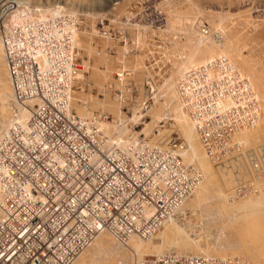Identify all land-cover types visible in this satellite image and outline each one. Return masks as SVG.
<instances>
[{
  "label": "built area",
  "instance_id": "2783aa9c",
  "mask_svg": "<svg viewBox=\"0 0 264 264\" xmlns=\"http://www.w3.org/2000/svg\"><path fill=\"white\" fill-rule=\"evenodd\" d=\"M14 8L11 0H0V38L10 84L19 102L35 100L42 107L24 126L9 127L0 146V264H72L101 232L121 241L132 234L148 237L190 195L201 172L167 148L147 145L154 152L147 154L106 145L94 119L68 110L78 70L68 57L74 53L70 32L63 31L62 23L38 20L27 35V17L13 23ZM186 73L178 88L204 92L201 99L182 96L200 143L216 164L232 160L239 166L245 149L231 137L245 118L254 121L256 101L252 94L243 97L247 92L238 89V78L207 76L203 66ZM228 93L234 99L231 106L213 109L214 101ZM141 105L150 108L147 101ZM155 124L153 132L162 134L164 120ZM176 144H181L178 138L169 135L166 145ZM243 184L246 191L253 189L242 182L234 190L238 196L246 193ZM148 259V264H250L239 256L173 251Z\"/></svg>",
  "mask_w": 264,
  "mask_h": 264
},
{
  "label": "bare ground",
  "instance_id": "6f19581e",
  "mask_svg": "<svg viewBox=\"0 0 264 264\" xmlns=\"http://www.w3.org/2000/svg\"><path fill=\"white\" fill-rule=\"evenodd\" d=\"M11 1L15 7L12 11V15L14 16L13 23L14 21H21L23 17H27V35L31 30L29 26H37L36 21L38 20H49L48 22L52 20L59 24L62 23L63 31L68 30L72 35L74 53L68 54V57H71L74 63L76 62L74 57L76 58L78 55L75 54L76 48L80 47L84 52L83 54L88 55V57L96 53H99L98 60L100 61L107 57L104 52H97L90 44L92 38L95 37L103 39V43H111L110 41L112 40L107 33H101L100 35L95 29L96 27L93 21L89 23L88 32L79 30L76 27L78 14L75 8L77 7V3H83L86 0ZM110 1L112 2L114 0ZM130 1L120 0L119 5L115 9L116 14L125 16L128 19L131 15L128 8ZM161 1L162 3L160 5L163 8L162 10H165L167 13L165 31L183 33L185 36L182 35L183 41L177 39L171 42L173 50L170 49L171 56L169 57L172 59V73L165 80L166 82L162 86L160 85L162 88L160 87V89H157L158 91H155L152 96L153 99L151 98L152 104L146 111L148 113L147 115L151 117L150 121L152 124H148V126L144 124L142 132H144V136L148 134L152 135L151 138L148 135L150 139L148 138L149 140L147 139V142L144 140L141 141L139 139L140 135L131 131L127 126L128 121L135 123L141 118V110H134V108L131 116L123 113L121 109L122 98L113 97L110 89L106 88L105 85L108 82L113 83V85L114 83L118 85V82L113 81V67L110 65L103 70L96 65L93 67L94 78L92 79H94V84L98 86L96 87L103 91V98L95 97L83 88L81 90H72L69 94L68 110L73 111L72 108H76L78 113L73 112L76 115L78 114L79 117L94 119L106 137L105 144L113 145L112 149L115 148L118 151L131 148L138 151L142 150L147 154H153L154 152L147 150L148 146H155L157 150L167 148V151L171 154H179L182 160L181 162L184 165L193 164L197 167L202 174L201 178L195 184L190 195L185 197L181 201V204H179V207L174 210V213L172 211L170 215L164 218L161 226L155 229L148 237H140L138 234H132L124 241H121L110 233H98L89 246L74 259L72 264H148L144 258L145 254L153 253L155 254L153 256H159L171 251L178 254H194L202 257H220L221 255L234 257L233 255H240L245 257L251 264H264V187H262L264 185L262 182H259L260 180H257L259 182V192L256 190L257 193L255 195H244L246 198L238 200V202H241L236 203L234 198L235 194L233 193L234 190L232 189L236 181H232V176L238 174L237 172L239 171L242 172V170L243 173L244 170L245 173H248L246 171L247 167L245 166L246 169L242 167L243 159L240 161L242 166H237L239 168L242 167V170L238 168L236 173L230 170L235 167L233 164L227 165V163H223L224 165H215V162L209 157V154H207L203 145L200 143L194 127L195 125L188 115L182 99L183 95H188L192 99H196L197 97L201 99V95L204 92H198L197 87L196 92H191L187 87L178 88V85H176L177 81L185 79L187 71L190 72L192 68L201 66H203L205 74L210 77L228 80L238 78L241 82L238 89L241 91L246 90L247 92L243 97L252 94L250 96L253 97L257 105L252 118L254 121L251 122L245 118L243 126L237 132H234L230 142H233V144L236 143L238 147L248 148L249 146L251 147V144L256 143V141L257 143L260 140L264 141V21L259 20L256 24L250 22V25L248 24L246 28H243V26H237L238 24H234L236 26H233V22L229 21L230 17L228 12L218 13L212 10H206L202 6L203 3H200L203 0H194L193 2L181 0V5L179 4L180 2H177L179 6H176V3L174 7L171 3L173 6L172 9L169 0ZM9 12L11 11L9 10ZM203 19L209 21V27L207 26L206 30L202 28ZM29 21L32 22L29 23ZM246 22L248 21L246 20ZM164 29H162L163 31L159 30L164 32ZM143 30L151 32L153 29L145 26ZM175 33L174 35H176ZM140 37L135 38L134 36L137 45L146 43V38H143L144 36ZM119 54H121L120 51ZM131 60L133 65L142 71V67L140 66L141 57H133ZM75 65L78 66V70L74 79L81 78L80 81L82 80L84 82L83 68L81 69L77 62ZM211 65L214 68L210 67ZM82 67L86 68L87 65ZM123 73L119 75L122 76ZM199 81L200 79L198 78L197 81L193 82L197 85ZM13 91L0 38V146L3 136L9 127H14L16 124L24 126L31 113L37 108L42 107V104L35 100H32L29 104L19 102ZM81 102H85L86 104H81ZM233 102L234 99L230 93L224 94L214 101L213 105L215 104V106H213V109L219 106L222 109H228ZM104 113L112 115V123L111 121L101 120ZM160 119H170L171 123L168 122L172 124L170 125L172 128H165L162 134L153 135L152 127ZM25 127H27V131L31 130L30 123L25 125ZM172 129L174 131L176 129L181 137V144H177L178 148L176 145H166L169 138L168 133ZM155 139L161 145L157 144V141H154ZM250 142L251 144L248 146ZM254 151L256 149H253ZM255 154H251V156H255ZM262 157H260L261 160L264 159ZM138 161L139 159L134 160L135 163ZM152 162H155V160H152ZM147 163L150 164V160H147ZM251 166L253 170L260 169L258 167L257 157L253 158ZM248 168L250 167L248 166ZM249 172L251 171L249 170ZM243 189L245 190L244 186ZM232 203H236L235 206ZM237 205H239L237 207L239 214L233 213V207L235 208ZM198 207L202 209L201 212L204 211L209 216L207 218L208 220L205 218L206 222H204L206 225L212 224L213 226L214 224L215 226L219 223L218 231L215 230L217 232L215 234L213 233L215 237H207L208 232L205 229L208 230L209 228H206L205 223H203V228H196L197 230H195L187 221L184 220V225L182 226L177 220L178 217L173 218L174 215L176 216V213H180L178 215H184L183 213L186 212V209L192 210ZM1 215L2 212L0 209V217ZM215 227V229L218 228L217 226Z\"/></svg>",
  "mask_w": 264,
  "mask_h": 264
},
{
  "label": "rangeland",
  "instance_id": "374dc122",
  "mask_svg": "<svg viewBox=\"0 0 264 264\" xmlns=\"http://www.w3.org/2000/svg\"><path fill=\"white\" fill-rule=\"evenodd\" d=\"M87 1H88V3H86ZM169 1H170L171 9L173 8V6L175 7V4L177 2H180L179 3L180 5L182 4L181 0H169ZM186 1H188V2L192 1L193 2L194 0H186ZM79 3H77V7L75 8V10H77V14H78L76 27H78L79 30H83V31L88 30L89 31V26H90L89 23L93 21V23L96 27L95 29L99 32V34L101 35V33H103V34L107 33V35H109V37L111 38L112 41H110L111 43H105V42L103 43V39H101L100 37L92 38V41H90L91 46H93L97 52H104V54L107 55V57H105V59H103L102 61L98 60V57H99L98 54L99 53H96V54L93 53L94 55H90L88 57V55L83 54L84 52L80 49L81 47L76 48L75 54L76 55L78 54L76 56V62L79 64V67L81 69L83 68L82 72H83L85 80H84V82H82V80L80 81L81 78H76L74 81V86H73L72 90H81L83 88L85 91H89L93 96L103 98V94H104L103 91L100 90L99 88H97L98 86L96 84H94L95 83L93 81L94 79H92V78H94V68L93 67H94V65H96L98 68L103 70L110 65L111 67H113V73H112L113 81L116 83L118 82L117 83L118 85H116L115 83L113 85V83L108 82L105 84L106 88L110 89L111 95L113 97H118L119 99L122 98L121 99V102H122L121 109L125 115L131 116V113H132L134 108H135L134 110H141V115H142V116L140 115L141 118H139L135 123L129 122V121H128V123L127 122L126 123H127V126L131 129V131H134L137 134L142 135V134H144V132H142V128H144V124L148 126V124H152V123L150 121L151 120L150 115H147L148 114L146 112L147 110L143 109L141 103L143 104L144 101H147V104H150V106H151V104H152L151 100L153 99L152 96L154 95L155 91L158 88L160 89L162 84L166 82L165 80L167 78H169V76L171 75L172 70H173V66L171 63L172 59L169 57V56H171V50H173L171 47V42L173 40H177V39L180 41H183L184 39H183L182 35H184V34L178 33V32L175 33V32H166L165 31L164 28L166 26L167 13L165 10H162L163 8L160 5L162 3L161 0H140V1L139 0H131L129 5H128V8L130 10L131 15L128 17V19H126L125 16H122L120 14H116L115 9L119 5L120 0H114L112 2L110 0L105 1V2H104V0H99V1L98 0H86L83 3L82 2H79ZM171 3L173 6L171 5ZM200 3H203L202 6L206 10H212V11L218 12V13L219 12L220 13L228 12L229 17H230L229 21L233 22V26H236L238 24L237 26H239V27L243 26V28H246L248 26V24L249 25L251 24L250 22H252L253 24L254 23L256 24L259 20L264 21V0H203V2L201 1ZM86 4H88V5H86ZM179 4L177 3L176 6H179ZM231 18H233V19H231ZM235 19H236V22H235ZM246 20L248 22L245 23ZM237 21H238V23H237ZM202 24H203L202 28L206 30L207 26L209 25V21H207V19H203ZM234 24H236V25H234ZM131 25H133V26H131ZM145 26H149L153 30L151 32H149V31L146 32L145 30H143V28ZM159 29L161 31H163L162 29H164V32H161ZM174 33L176 35H174ZM134 36H135V38L140 37V36L141 37L144 36L143 38H146L145 39L146 43H144V44L142 43L141 45H139V44L137 45L136 41L134 40ZM175 37H176V39H175ZM179 38H181V39H179ZM122 50H123V52H122ZM119 51L121 52V54H119ZM164 53L166 54V56H164L165 55ZM137 56L141 57V65L140 66L142 67V69H141L142 71L138 70L137 67H135L133 65V62L131 60L133 57H137ZM106 58H107V60H106ZM125 58H126V60H125ZM170 59H171V61H170ZM85 65H87L86 68L82 67ZM135 71H138V72H135ZM121 73H123V75L121 76L122 78L118 77V75ZM120 79H122V80H120ZM149 80H151V82L154 83L153 86H152V83L149 82ZM81 83L84 85L82 86ZM81 104L85 105L86 103L81 102ZM72 110L75 113H78L76 108H72ZM89 116H91V115H89ZM102 116H106L105 121H108V122L111 121V123L113 122V117L111 114L104 113ZM162 120H164V122L166 124L165 128H167V129L172 128L170 126V125H172V124H170L171 123L170 119H168V120L162 119ZM153 127H152V129H153ZM160 131H161V129H160ZM169 132L170 133H168V135L175 137V138H178L179 143L181 142V137L179 136V133L176 129H175V131H174V129H172ZM148 135L151 138L152 135H150V134H148ZM148 135L145 136L147 139L149 138ZM153 135H155L154 132H153ZM156 135H158V134H156ZM154 141H157V140L155 139ZM259 142H261V143H259ZM156 143L161 145V143H159V141H157ZM256 143H257V141H256ZM256 143L251 144V142H250V143H248V146H249V144H251V147L250 146L248 148L244 147L245 157L243 155V157L241 158V160L243 159L242 160L243 166L241 164H239V167L242 166L243 168H245V166H246L247 167L246 171H248V173H245V170H244V173H245L244 174L243 170L241 169L242 167L241 168L237 167L233 161H230L229 163H227V165L233 164V166H235L232 169H230V170H232L233 173H236L238 168H239V170H242V172L241 171L237 172L239 174V177H238V174H235V176L234 175L232 176V181L233 182L236 181L235 184L233 183L234 184V187L232 188L233 190H236L237 185L242 183V182H245V184H248V183L253 184V189L252 190L249 189L247 191H246L247 186L244 184L242 185V187L243 186L245 187V191H246V193L243 194L242 196H238L236 194V192L233 191V193L235 194V197L234 196L233 197L235 198L236 203L241 202V201L238 202V200H243L248 195L249 196L255 195V193H257L258 188H259L258 187L259 182H262L264 185V166H263L264 159L261 160V158H260V157L264 156V148H263L264 147V144H263L264 141H261V140L258 141L257 145H256ZM259 145H260V147L262 146L260 150H259V148H260ZM177 146L178 145L176 144V147ZM245 146H247V145H245ZM253 149H256V151L253 152ZM258 150H259V153H258ZM248 151L252 152L251 154L256 153L255 156H251L250 152H248ZM260 151H261L262 155H261ZM247 155H249V156H247ZM255 157H257V159H258V167H260V169H258V171H256V172L254 171L255 169L253 170V167L251 166L253 158H255ZM262 158H264V157H262ZM208 160L211 161L210 159H208ZM259 161L261 164L259 163ZM246 162H248V163H246ZM210 163L212 164V162H210ZM253 164H254V162H253ZM212 165H213V167H215V165H217V164L215 163V165L214 164H212ZM247 165L250 168H248ZM262 166H263V169H262ZM234 169H235V171H234ZM249 170L251 172H249ZM240 175L242 176V178ZM237 179H239V180H237ZM257 180L258 181L260 180V181L258 182ZM240 186L241 185H239V187ZM262 187H264V186H262ZM244 195H246V196H244ZM232 204H234V203H232ZM235 204H234V206H235ZM238 206L239 205H237L235 208L233 207V210H234L233 213L239 214V210L237 208ZM201 210L202 209L199 207L196 209H192V210L186 209L185 210L186 212L183 213L185 216L184 215H178L180 213H178V214L176 213V216L174 215L173 218L178 217L177 220L180 223V225L182 224V226L184 225L183 221L185 220L189 223V225L191 224V226L194 227L195 230L201 229V227L203 228V223L206 222L205 218L207 219L209 217L204 211L201 212ZM217 224L218 225H215L218 227L217 229H215L216 227L214 226V224H213V226H212V224H208V225H206V223L204 224V225H206V228H209L208 229L209 231L207 229H205L206 232H208L207 233L208 235L206 234L208 238L209 237H211V238L215 237L214 234L219 229V223H217ZM210 226H212L214 229ZM215 230H217V231H215ZM202 231L205 232L203 229H202ZM153 255H155V254L147 253V254H145L144 258L147 260L149 257H151ZM226 256L230 257L229 255H221L220 257H226ZM233 256H235V255H233ZM238 256L243 257L240 255H238ZM243 258L246 261H248L245 257H243Z\"/></svg>",
  "mask_w": 264,
  "mask_h": 264
}]
</instances>
